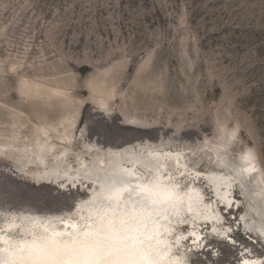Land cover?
Wrapping results in <instances>:
<instances>
[{
	"label": "rangeland",
	"instance_id": "1",
	"mask_svg": "<svg viewBox=\"0 0 264 264\" xmlns=\"http://www.w3.org/2000/svg\"><path fill=\"white\" fill-rule=\"evenodd\" d=\"M0 102L2 137L18 129L30 142L69 124L68 176L82 179L37 183L35 169L0 155V215L73 212L92 186L74 158L89 162L88 147L169 146L190 169L221 160L226 173L249 149L264 178V0H0ZM246 177H231L230 210L197 184L231 241L205 237L198 251L184 240L190 264L264 256V200Z\"/></svg>",
	"mask_w": 264,
	"mask_h": 264
},
{
	"label": "bare ground",
	"instance_id": "2",
	"mask_svg": "<svg viewBox=\"0 0 264 264\" xmlns=\"http://www.w3.org/2000/svg\"><path fill=\"white\" fill-rule=\"evenodd\" d=\"M112 96V94H107L104 99L107 100ZM64 113L66 112L64 111ZM24 124L21 122L20 125ZM50 126H42L38 129L30 142L28 140L26 142L24 133L19 132L18 129L9 137L0 136V155L11 157L15 163H20L23 167L29 166L35 169L34 172L27 175L37 183L53 180L64 186V183L70 180L73 184L77 181L81 182L82 179L79 176H76V179L68 176L70 170L74 168L69 162L71 156L68 150L72 146L69 124L66 125L65 121L58 124L57 120V125L52 127L53 131ZM212 150L213 155L220 156L214 148ZM84 152L90 156L88 157L89 162L84 159L81 153H78L74 158L77 162L76 168L84 170L80 174L81 177L92 185L89 187L88 196L75 204L73 212L65 215H45L28 211L1 214L0 230L3 231H0V237L4 241L12 243L20 239H31L32 234L57 235L67 239L69 236L83 234L89 229L94 231L101 224L107 225L109 220L120 215L115 202L108 200L110 188L121 186V182L132 186L145 184L160 177L165 183L171 182L180 186L182 203L147 219V226H140L141 238L152 236L149 241L151 247L147 251L150 257L157 260L159 264H190L183 249L184 240L193 242L198 251H201L205 237H212L216 240L227 238L231 241L228 235L229 230L219 226V216H221L219 210L214 208L213 201L204 199L202 190L197 186L199 182L203 181L208 184L213 194L212 197L216 202H219L218 206L230 210L234 209L235 204L230 194L231 177L234 176V173H246L245 176L257 181L255 191L261 194L264 200L262 170L255 154L249 149L239 154L240 162L230 173L225 172V164L221 160L217 162L220 167L218 170L203 172L194 168L190 169L187 165H183L184 152L169 146L148 147L137 143L134 146H126L121 149L101 150L97 147H88L84 149ZM169 164L172 166L169 167ZM87 165L93 169L86 168ZM91 170L96 171L94 176L91 175ZM172 170L175 172L173 173ZM64 174H67V177L63 178ZM183 178L189 179V183L185 187L179 183V179ZM212 182L218 183V191H215ZM232 202L234 203L232 204ZM84 206H88V209L84 208L85 210L79 211V208ZM181 226H185L187 229L185 231L178 229ZM205 228L206 231H204ZM179 245L183 248H180ZM5 246L0 242V247ZM206 246L210 247V244L206 243ZM205 247L203 251H205ZM263 258V255L256 257L243 251L242 264H263Z\"/></svg>",
	"mask_w": 264,
	"mask_h": 264
},
{
	"label": "snow or ice",
	"instance_id": "3",
	"mask_svg": "<svg viewBox=\"0 0 264 264\" xmlns=\"http://www.w3.org/2000/svg\"><path fill=\"white\" fill-rule=\"evenodd\" d=\"M108 200L115 202L120 215L94 231L67 239L32 234L12 243L0 237L6 245L0 247V264H159L147 251L152 236L141 238L140 226L182 203L180 186L160 177L135 186L121 182L109 189Z\"/></svg>",
	"mask_w": 264,
	"mask_h": 264
},
{
	"label": "water",
	"instance_id": "4",
	"mask_svg": "<svg viewBox=\"0 0 264 264\" xmlns=\"http://www.w3.org/2000/svg\"><path fill=\"white\" fill-rule=\"evenodd\" d=\"M86 168H91V169H93L91 166H89V167H86ZM91 175H93L94 176V173H96V171L94 170V171H92L91 170ZM244 175H246V173H243ZM90 175V174H89ZM213 183V186L215 187V191H218V188H219V185H218V183H216V182H212Z\"/></svg>",
	"mask_w": 264,
	"mask_h": 264
}]
</instances>
